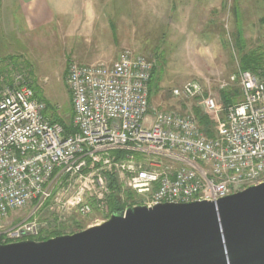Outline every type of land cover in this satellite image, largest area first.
Wrapping results in <instances>:
<instances>
[{
  "label": "built area",
  "instance_id": "built-area-1",
  "mask_svg": "<svg viewBox=\"0 0 264 264\" xmlns=\"http://www.w3.org/2000/svg\"><path fill=\"white\" fill-rule=\"evenodd\" d=\"M152 70L151 62L130 50L110 65L70 62L65 86L73 134L45 116V102L21 74L2 90V244L38 241L57 231L73 234L60 227L71 214L86 217L94 208L104 210L109 177L122 192L140 198L128 202L121 196L123 211L217 201L264 182V72L240 69L237 78L231 76L239 83L241 102L223 108L196 82L172 91L176 98L200 99L211 118L222 114L215 134L207 137L193 115L150 109ZM116 151L124 155L117 158ZM30 207L29 220L1 226L11 213ZM43 212L53 220H41Z\"/></svg>",
  "mask_w": 264,
  "mask_h": 264
},
{
  "label": "rangeland",
  "instance_id": "rangeland-1",
  "mask_svg": "<svg viewBox=\"0 0 264 264\" xmlns=\"http://www.w3.org/2000/svg\"><path fill=\"white\" fill-rule=\"evenodd\" d=\"M46 1L51 16L48 25L17 41H5L17 46L7 43L0 52V58L11 56L1 64L4 73L0 75V94L21 74L45 102V116L51 121L57 117L69 125L72 120L65 86L68 64L101 63L96 60L108 47H115L117 53L130 50L151 62L150 109L183 116H194L197 110L206 114L200 99L176 98L174 89L196 82L203 95L213 97L220 107H224L223 95L237 104L241 102L239 83L231 82L230 77L237 78L239 59L253 53L264 61V0ZM220 114L208 116L209 125L200 130L213 136ZM130 193L132 200L128 202H139L140 198ZM30 214L31 207L13 212L1 226L14 227L29 220ZM108 217L105 210L93 209L86 217L74 213L60 228L76 233ZM40 219L53 220L46 212Z\"/></svg>",
  "mask_w": 264,
  "mask_h": 264
},
{
  "label": "water",
  "instance_id": "water-1",
  "mask_svg": "<svg viewBox=\"0 0 264 264\" xmlns=\"http://www.w3.org/2000/svg\"><path fill=\"white\" fill-rule=\"evenodd\" d=\"M0 264H264V182L217 201L134 206L73 234L0 244Z\"/></svg>",
  "mask_w": 264,
  "mask_h": 264
},
{
  "label": "crops",
  "instance_id": "crops-1",
  "mask_svg": "<svg viewBox=\"0 0 264 264\" xmlns=\"http://www.w3.org/2000/svg\"><path fill=\"white\" fill-rule=\"evenodd\" d=\"M13 6L16 9H11ZM12 15H15V19ZM50 18L46 0H0V52L3 51L4 46L7 47V43L11 40L17 41V39L25 38L27 34L31 35V33L42 30L49 24ZM9 24L13 25L9 26ZM6 32L8 34H5ZM6 40L9 42H5ZM9 45L17 46L11 43ZM116 50L115 47H108L96 61L115 63L119 56ZM148 102L150 104V95Z\"/></svg>",
  "mask_w": 264,
  "mask_h": 264
},
{
  "label": "trees",
  "instance_id": "trees-1",
  "mask_svg": "<svg viewBox=\"0 0 264 264\" xmlns=\"http://www.w3.org/2000/svg\"><path fill=\"white\" fill-rule=\"evenodd\" d=\"M11 56H4L0 58V75L2 76V74L4 73V71L2 70V66L1 64L4 63V61L10 59ZM239 64H240V69L244 70V71H253L256 72L258 70H263L264 72V61L262 60V58L257 57L256 55H254L253 53L250 55H243L240 59H239ZM153 74H154V70H152L151 73V78L148 84V97L150 95V83L152 81L153 78ZM1 89V88H0ZM33 90V89H32ZM37 97V96H36ZM39 99V97H37ZM222 102L224 107L231 105L232 101L231 98H229L228 95H223L222 97ZM41 100V99H40ZM47 110V107H46ZM194 117L197 121V124L200 127L202 126H207L209 125L211 119L206 116L201 114L200 112L195 111L194 113ZM54 121H52L53 123H58L62 126L65 134H73L76 132V130L72 127V124L70 123L69 125L64 124L60 119H58L57 117L53 118ZM201 129V128H200ZM202 131V130H201ZM203 132V131H202ZM207 137H212V134L209 131H206L204 133ZM113 154L117 157L120 158L124 155L123 151H116L113 152ZM109 187H110V196L107 198V200L105 201V203L103 204V208L107 213V216H109L112 212H121L124 209L123 204L121 203V196L126 200H132V194L128 191H123L121 190L120 186L115 182V180L112 177H109ZM97 211H101L99 208H94ZM82 228L77 229V231L75 232H79L81 231ZM74 233V232H72ZM60 235H65L62 232H52L50 234H48V236L44 237V238H40L38 239V241H44L47 240L49 238L52 237H56V236H60Z\"/></svg>",
  "mask_w": 264,
  "mask_h": 264
}]
</instances>
